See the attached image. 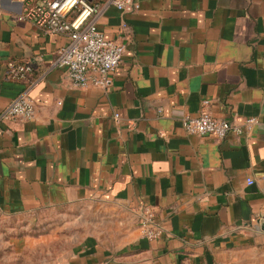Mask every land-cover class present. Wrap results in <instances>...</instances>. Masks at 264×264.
<instances>
[{
	"label": "crops",
	"instance_id": "1",
	"mask_svg": "<svg viewBox=\"0 0 264 264\" xmlns=\"http://www.w3.org/2000/svg\"><path fill=\"white\" fill-rule=\"evenodd\" d=\"M137 1L100 0L93 16L125 44L104 92L55 63L64 35L0 0V110L24 86L4 77L9 59L32 66L35 104L1 122L0 264H264V0ZM203 98L216 117L257 122L187 133ZM139 206L160 236H143Z\"/></svg>",
	"mask_w": 264,
	"mask_h": 264
},
{
	"label": "built area",
	"instance_id": "2",
	"mask_svg": "<svg viewBox=\"0 0 264 264\" xmlns=\"http://www.w3.org/2000/svg\"><path fill=\"white\" fill-rule=\"evenodd\" d=\"M100 0H24L19 17L31 20L51 34H62L66 42L57 50L55 63L63 67L72 82L80 87H97L108 92L112 87V72L119 65L125 44L118 39L106 38L97 29L93 16ZM122 12L135 11L137 0H109ZM122 26H125L122 23ZM33 68L30 64L9 59L5 63L4 77L24 82L21 91L0 110L1 122L16 118H32L35 104L30 95L33 85L28 79ZM210 100L203 98L200 111L195 116L184 115L182 126L187 133L215 135L224 138L239 134L257 122L255 116L243 118H219L209 110ZM114 117L118 114L114 112ZM251 183L252 179L247 178ZM138 224L145 238L152 240L161 235L162 229L155 221V212L150 206H139Z\"/></svg>",
	"mask_w": 264,
	"mask_h": 264
},
{
	"label": "rangeland",
	"instance_id": "3",
	"mask_svg": "<svg viewBox=\"0 0 264 264\" xmlns=\"http://www.w3.org/2000/svg\"><path fill=\"white\" fill-rule=\"evenodd\" d=\"M54 218H56V217H54ZM54 218L52 219V221L54 220ZM20 222V224H21V222L22 221H19ZM53 223H56V226L59 228V229H61L60 230V232H62V230H64V227H62L61 226V224H59L60 222H58V221H53ZM67 224H68V227L65 229L66 231H67V234H68V231H72L73 232V230H74V228H75V224H74V222L73 221H71V222H67ZM33 232H37L38 230H37V228L35 229V230H32ZM4 240H5V238H4ZM61 240H63L62 238H61ZM5 243V242H4ZM50 244H53V245H55V246H58V244H59V239H56V241H51V242H49ZM6 244V243H5ZM60 244H63V242H61ZM69 244H71L70 242H66L65 243V245H69ZM54 256H55V254H53ZM10 256H12V255H10V249L9 248H6V247H4V250H3V253H2V257H4V258H7V259H9L10 258ZM49 256H51V254H45V253H36V254H34V256H32V260H34V261H36V262H38L40 259H42L43 257H49ZM46 258H44V259H46Z\"/></svg>",
	"mask_w": 264,
	"mask_h": 264
},
{
	"label": "water",
	"instance_id": "4",
	"mask_svg": "<svg viewBox=\"0 0 264 264\" xmlns=\"http://www.w3.org/2000/svg\"><path fill=\"white\" fill-rule=\"evenodd\" d=\"M262 227L264 228V224L262 225Z\"/></svg>",
	"mask_w": 264,
	"mask_h": 264
}]
</instances>
